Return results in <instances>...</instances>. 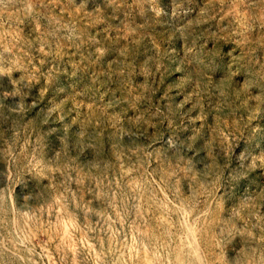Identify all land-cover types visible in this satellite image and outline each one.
I'll return each instance as SVG.
<instances>
[{
    "label": "rangeland",
    "instance_id": "rangeland-1",
    "mask_svg": "<svg viewBox=\"0 0 264 264\" xmlns=\"http://www.w3.org/2000/svg\"><path fill=\"white\" fill-rule=\"evenodd\" d=\"M0 264H264V0H0Z\"/></svg>",
    "mask_w": 264,
    "mask_h": 264
}]
</instances>
